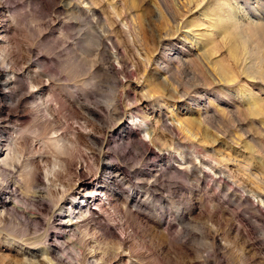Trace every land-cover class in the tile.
Masks as SVG:
<instances>
[{
    "label": "rangeland",
    "instance_id": "374dc122",
    "mask_svg": "<svg viewBox=\"0 0 264 264\" xmlns=\"http://www.w3.org/2000/svg\"><path fill=\"white\" fill-rule=\"evenodd\" d=\"M0 166V264H264V0H0Z\"/></svg>",
    "mask_w": 264,
    "mask_h": 264
},
{
    "label": "bare ground",
    "instance_id": "6f19581e",
    "mask_svg": "<svg viewBox=\"0 0 264 264\" xmlns=\"http://www.w3.org/2000/svg\"><path fill=\"white\" fill-rule=\"evenodd\" d=\"M231 17L233 16L232 14L230 15ZM230 18V17H229ZM244 45V44H243ZM245 46V45H244ZM233 52H236V50L235 51H233ZM238 54V53H237ZM235 55V54H234ZM236 57V56H235ZM237 58H238V56H237ZM3 173L5 174V172L3 171L2 172V166H0V175H3ZM7 176V175H6ZM5 178V177H4ZM9 189L12 191L13 190V186H11V187H9ZM41 250V252L44 250V248H41L40 249ZM53 254V253H52ZM45 255H46V253H45ZM43 257H44V255H43ZM47 257V256H46ZM3 258V257H2ZM44 259V258H43ZM5 261V260H4ZM49 262H52V260H50V259H48V263ZM45 263V262H44ZM53 263V262H52ZM55 263V262H54ZM30 264H32L31 262H30ZM34 264V263H33Z\"/></svg>",
    "mask_w": 264,
    "mask_h": 264
}]
</instances>
